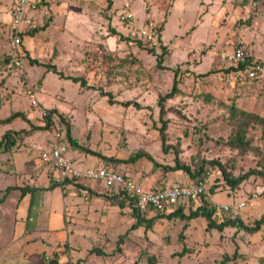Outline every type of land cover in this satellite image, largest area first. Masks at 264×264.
<instances>
[{"label": "rangeland", "instance_id": "rangeland-1", "mask_svg": "<svg viewBox=\"0 0 264 264\" xmlns=\"http://www.w3.org/2000/svg\"><path fill=\"white\" fill-rule=\"evenodd\" d=\"M109 1L49 0L47 27L22 37L12 48L6 23L12 0H0V114L23 112L25 119L16 117L11 131L42 126L39 109L31 106L35 98L40 108L60 112L79 145L99 153L66 144L73 168L113 169L149 188L145 190L191 185L203 178L208 208L230 206L221 219L214 218L216 223L237 218L252 224L264 215L263 179L251 175L231 189L212 161H219L232 177L259 170L264 162L260 127L248 129L249 151L228 143L234 123L231 106L264 116V78L250 80L238 71H226L228 66L218 58L243 44L264 61V0ZM123 11L131 12L130 22L122 19ZM29 58L41 64H31ZM43 63L82 76L91 87L62 78ZM175 80V95L164 100L160 117L159 98L171 91ZM100 90L110 91L119 102L136 101L138 107L111 104ZM163 122L167 151L159 133ZM59 125L64 133L65 125ZM55 127L12 135L15 145L9 152H18L13 157L26 160L29 155L37 162L30 176L23 174V163L5 173L13 157H0V264H39L42 256L46 260L54 255L59 264H264L262 230L219 231L208 228L201 216L187 222L160 218L151 229H130L136 218L118 186L77 182L47 189L50 173L35 172L52 168L44 165L42 153L56 142ZM3 128L0 125V138ZM142 151L161 164H174L177 155L191 169L202 166L203 173L191 179L183 171L164 173L145 158L115 161ZM78 184L104 195L80 194ZM27 185L35 191L23 194L20 187ZM121 199L124 208L118 206ZM184 202L180 206L188 215L202 201ZM241 202L244 206L238 208ZM95 247L103 253L92 252Z\"/></svg>", "mask_w": 264, "mask_h": 264}, {"label": "trees", "instance_id": "trees-1", "mask_svg": "<svg viewBox=\"0 0 264 264\" xmlns=\"http://www.w3.org/2000/svg\"><path fill=\"white\" fill-rule=\"evenodd\" d=\"M109 4H110V1H109ZM50 16H51V14L48 15L45 23L42 24L41 26H38L37 28L30 30V31L22 32L20 34L21 41H22V37H25L28 34H33L37 30H39L40 28L44 29L45 27H47L49 21L51 20ZM29 60H30L31 64H35V63L41 64L39 61H37L34 58H29ZM159 62H160V58H159ZM43 65L46 67L47 70H51V71L57 73L62 78L70 79L75 83L78 82L81 87H91L87 84V80L82 76L66 75L62 71L58 70L56 65L53 63H43ZM230 70L239 71V68L238 67H228L226 69V71H230ZM252 80L259 81V79H252ZM176 84H177V82L175 80V82L172 85L171 91L159 98L158 103L160 105V117H162L164 114V105H163L164 100L166 98H169V97H172L173 95H175V92L177 89ZM100 93L103 96H107L108 97L107 100L111 104L115 103V102H119V101H116L113 99V95L110 91L100 90ZM119 103L123 106L134 105V106L138 107V103L136 101H133V100L121 101ZM47 112H48V114L44 118H42L43 119L42 126H31V128L28 130L23 129V130H14V131L7 130V131H5L0 138V151H5V152L9 151L10 148L13 145H15V139L12 136L13 134H17L19 132H22V133L27 135V134L32 133L36 129H40V130H45L46 128L49 129L52 126V124H55V122L53 120H51V115H54L56 113V115H58V117H59V118L58 117L57 118L60 119L58 121H61V123L63 125H65V128L63 127L64 128L63 129L64 130V141L68 146L71 143L73 148L80 149V150L85 151V152L92 154V155L94 154L96 156H100L98 152H93L92 150H89L88 148H85V147L79 145L76 142V140L72 138L70 125L62 117L60 112H57L56 109H47ZM16 117H20L21 119H25L23 112L14 111L11 114H9L6 118L0 119V123H3V124L10 123ZM230 117L234 122L233 127L231 128L232 132L229 136L230 138L228 141L230 146H232L234 148H238L243 153L249 151L250 150V140L247 138V132H248V129L253 125L260 127L261 136H262L263 142H264V116H260L258 114H254V113L239 109L235 106H231ZM165 130H166V123L163 122L162 126L159 128V133H160L161 140H162V150L163 151H167V147L165 146V143H164ZM256 149H257V151L260 152L259 148H256ZM263 154H264V151H263ZM141 158H145V159L153 162L154 167L162 168L164 173L168 172V171H172V172L183 171L187 175V177H189L191 179L198 178L203 173L202 166H200L198 168L191 169L189 165L180 161V159L177 157V155H175L174 164H172V165L161 164V163L155 161L150 154L143 152V151L131 154L126 159H123V160L116 159L115 161L116 162H123V163H133V162H136L137 160H139ZM263 158H264V155H263ZM212 163L216 164L220 167V169L222 170V175L224 177V180L226 181V183L228 184V186L231 189H234L243 180H246L251 175H255V174L259 175L263 179V182H264V162H262V163L260 162L261 166H260L259 170L250 169L247 172H245L239 176H236V177L235 176L234 177L229 176V174L227 172H225V169L222 167V165L219 161H212ZM200 179H202V178H200ZM200 179H198V180H200ZM51 181L52 182L50 183V186L47 187V189H53L56 186L63 187L66 184L75 183L74 181L67 179V178L64 179L62 182H55L53 180H51ZM197 181H195V182H197ZM75 184L77 185V183H75ZM179 185H181V184H179ZM78 187H79L80 191L81 190L86 191L90 195L91 194L94 196L104 195L100 192L93 191L91 188H89L87 186H83L82 184H80V185L78 184ZM20 188L22 189L23 194L25 193L24 191H29V190L34 191L36 189V188H32V187L30 188L28 186H24V187H20ZM120 195L122 196V198H124L128 201L129 205H131L133 217L136 218L135 222H133L131 224L130 229H136V228H139L141 226H144L145 229H151L152 225L157 221V219H160V218L172 219L173 217H179L181 219L186 220V222H187L190 219L197 218V217L201 216V217H204L206 219V225L208 228H215L219 231H222L225 227H239L243 231L248 232V233H255V232H258L261 230L264 232V215L261 216L260 218L255 219L252 224H245V223H243V221L238 220L237 218L236 219H225L219 223H216L214 220V218H215L214 217L215 206L208 208V203H207L206 199L203 198L204 194H202L201 195L202 198L199 199V201H202L201 204L197 205L196 209L189 212L188 215L183 214L182 207L180 206L181 204H183L185 202H181L179 207H176L175 210L169 209V210H162V211L158 210L157 211V210H154L152 207H149L147 210L140 211L137 207L134 206V199L132 197H130L129 195H127L121 189H120ZM186 202H189V204L194 203V201H186ZM118 206L120 208L125 207V203L122 199L118 201ZM149 211H153V213H152L153 215L151 217H146V215H147V213H149ZM167 211H169V212H167ZM186 226L187 225L185 223L183 228H186ZM180 236L182 237V234H180ZM117 248L119 249L120 247L117 246ZM183 251L179 252V254L181 256L183 255ZM92 252H95L97 254L103 253V251L101 249L96 248V247L92 249ZM235 253H237V248H236ZM152 260H149V263H153ZM39 264H59V261H58L56 255H54L51 258H48L46 260H45V257L42 256ZM73 264H78V262H75ZM135 264H137V262H135Z\"/></svg>", "mask_w": 264, "mask_h": 264}, {"label": "built area", "instance_id": "built-area-1", "mask_svg": "<svg viewBox=\"0 0 264 264\" xmlns=\"http://www.w3.org/2000/svg\"><path fill=\"white\" fill-rule=\"evenodd\" d=\"M46 2L47 0H14L9 11V37L12 48H16L20 44V34L22 32L37 28L42 24V18L48 17L49 10ZM124 8L128 9L129 3H124ZM121 17L130 22L132 14L131 12L123 11ZM147 30L146 27L145 31L147 32ZM146 32H143V34H146ZM131 33L132 35L135 34L134 31ZM218 58L225 66L238 67L239 74L247 79L264 78V61L254 58L243 44L237 45L230 51L221 52L218 54ZM31 106L39 109L41 118H44L48 114L46 108H40L35 98L31 99ZM53 116L51 115V120L56 125V142L51 145L49 151L42 153V160L45 165L51 164L50 178L55 182H62L67 178L75 183L87 184L90 182H98L106 186H118L134 199V206L140 211L147 210L149 207L157 211L169 210L177 207L184 201H197L206 191L207 180L203 178L191 185L175 184L170 187L162 186L154 190H145L129 177L113 169L86 168L82 170L73 168V163L68 156L67 145L64 141V133L59 125L58 119L53 118ZM243 206V202L237 205L238 208ZM229 210L230 206L226 204L218 207L215 206L214 217L221 219L222 213Z\"/></svg>", "mask_w": 264, "mask_h": 264}, {"label": "crops", "instance_id": "crops-1", "mask_svg": "<svg viewBox=\"0 0 264 264\" xmlns=\"http://www.w3.org/2000/svg\"><path fill=\"white\" fill-rule=\"evenodd\" d=\"M48 1L49 0H47V2H46V4L48 3ZM12 4L14 3V0H12V2H11ZM11 3H10V6H11ZM12 7V6H11ZM10 11V10H9ZM43 20H42V22L44 21V20H46V18H42ZM7 22H9V12H8V16H7V21H6V23ZM167 22H169V20L168 21H166V23ZM253 55V54H252ZM253 57H254V55H253ZM11 114V113H10ZM9 115V114H8ZM7 115V116H8ZM6 115H3V113L2 114H0V119H4V118H6L7 117ZM15 119V118H14ZM13 119V120H14ZM15 122V120L14 121H11L10 123H7V124H3V123H0V125H2V126H4V128L1 130L2 131V135H3V133L5 132V131H7V130H11L10 128H13L12 127V123H14ZM24 128V127H23ZM22 128V129H23ZM7 153H5V154H0V157H3L4 155H6L7 154V156L8 157H13V154L14 155H17V153L18 152H14L13 150L11 151V152H9V151H6ZM20 155V154H19ZM22 155V154H21ZM6 157V156H5ZM18 163H23L24 164V166H21L20 168H22L23 170L22 171H24L23 172V174L25 173V174H28L29 176H30V173H31V171H33L34 169L33 168H35L34 167V165H36V163L35 164H33L32 163V160L29 158V155H27L26 156V160H25V157L24 158H22L21 160H19V158H14L13 157V161L12 162H10V167L9 168H7V170L5 171V173H13V170H14V166H16V164H18ZM26 163H27V165H26ZM30 163V164H29ZM45 165V164H44ZM46 166V165H45ZM37 167V166H36ZM48 169L49 168H44V169H39L38 170V172H35L36 174V176H39L38 174H40V173H42V172H44V173H50V171L48 172ZM51 179V178H50ZM91 183V182H90ZM101 184V183H100ZM28 186V185H27ZM30 186V185H29ZM94 186V185H93ZM19 186H15V187H13L12 186V188H18ZM31 187L33 188L34 186H32L31 185ZM162 187V186H161ZM90 188V187H89ZM92 190L93 189H95V188H91ZM96 189H98V188H96ZM145 189H149V188H145ZM35 191V190H34ZM93 191H95V190H93ZM82 192H84L83 190H81L80 191V194L82 193ZM5 198L6 197H4V198H2V201H4L5 200ZM18 211H20V209H18ZM27 217V216H26ZM27 234H29V233H27ZM13 236H15V234L13 235ZM14 238H18V235L17 236H15ZM21 250V249H20ZM24 251H25V249H24ZM29 254H31L32 256H34L33 255V253H29ZM32 261L34 262L35 260L32 258Z\"/></svg>", "mask_w": 264, "mask_h": 264}]
</instances>
